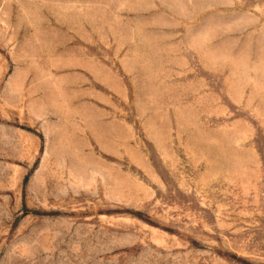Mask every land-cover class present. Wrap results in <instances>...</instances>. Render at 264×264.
I'll list each match as a JSON object with an SVG mask.
<instances>
[{"label": "rangeland", "instance_id": "374dc122", "mask_svg": "<svg viewBox=\"0 0 264 264\" xmlns=\"http://www.w3.org/2000/svg\"><path fill=\"white\" fill-rule=\"evenodd\" d=\"M0 264H264V0H0Z\"/></svg>", "mask_w": 264, "mask_h": 264}]
</instances>
